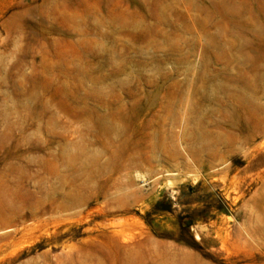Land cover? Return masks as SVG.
<instances>
[{"label":"rangeland","instance_id":"rangeland-1","mask_svg":"<svg viewBox=\"0 0 264 264\" xmlns=\"http://www.w3.org/2000/svg\"><path fill=\"white\" fill-rule=\"evenodd\" d=\"M0 264H264V0H0Z\"/></svg>","mask_w":264,"mask_h":264},{"label":"trees","instance_id":"trees-1","mask_svg":"<svg viewBox=\"0 0 264 264\" xmlns=\"http://www.w3.org/2000/svg\"><path fill=\"white\" fill-rule=\"evenodd\" d=\"M191 221L188 218L181 219V229H187L189 226H191Z\"/></svg>","mask_w":264,"mask_h":264}]
</instances>
